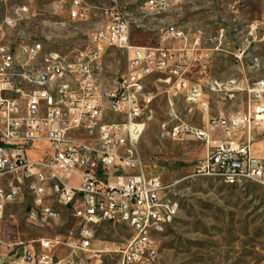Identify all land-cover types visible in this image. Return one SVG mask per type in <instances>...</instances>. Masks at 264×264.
<instances>
[{"label":"built area","instance_id":"2783aa9c","mask_svg":"<svg viewBox=\"0 0 264 264\" xmlns=\"http://www.w3.org/2000/svg\"><path fill=\"white\" fill-rule=\"evenodd\" d=\"M113 2L105 22L87 32L85 50L73 59L47 52L41 42L10 40L17 20L7 16L0 21V220L9 206L28 198L26 220L37 230L59 226L64 211L77 222L75 235L39 238L29 244L0 240V259L5 262L106 264L117 256L115 264H163L160 237L179 217L181 207L175 198L177 183L165 184L147 174L139 152L147 125L146 82L159 77L191 108L208 114L203 86L186 76L188 67L202 59L198 54L202 34L189 40L181 28L170 25L161 46H132L138 21L119 7L118 0ZM178 3L148 0L141 9L164 15ZM52 12L57 17L67 13L78 22L89 19L83 0L56 2ZM16 13L21 20L27 18V3ZM169 41L178 42L180 48L163 46ZM106 48L127 53V69L113 81L103 61ZM207 87L227 101L240 90L236 81H213ZM248 92L254 100L245 112L208 118L203 128L172 124L174 120L163 123V133L174 140L206 144L207 154L195 176L230 187H264V154L257 155L254 138L264 132V81ZM40 143L47 149L39 160L29 161L28 150ZM70 200H77L78 208H70ZM105 224L123 225L132 236L124 244L102 242L97 247V231ZM62 250L65 253L59 255Z\"/></svg>","mask_w":264,"mask_h":264},{"label":"rangeland","instance_id":"374dc122","mask_svg":"<svg viewBox=\"0 0 264 264\" xmlns=\"http://www.w3.org/2000/svg\"><path fill=\"white\" fill-rule=\"evenodd\" d=\"M70 0H0V21L7 16L17 25L9 39L25 43L41 42L45 50L58 51L73 59L87 46V32L106 20V10L114 7L113 0H83L89 19L78 22L67 13L55 16L52 6ZM148 0H118L122 10L131 12L138 23L133 27L131 45L159 47L170 25L184 31L189 40L202 34L199 63L188 67L187 78L203 86L208 96L209 113L191 108L183 96L165 86L154 76L146 82L149 103L146 109V129L139 142V152L147 174L160 177L165 184H175L181 212L175 222L160 237L163 264H264V187L249 184L230 187L223 182L195 176V168L207 154L204 142L174 140L165 135L162 125L184 122L203 128L208 118L227 117L243 111L248 99L254 100L249 88L264 81V0H179L173 11L164 15L143 12ZM27 3L29 13L21 20L16 11ZM58 23V24H56ZM163 46L179 49L178 42ZM103 61L107 77L113 81L127 69V53L106 48ZM236 81L239 92L232 102L221 94L209 92V82ZM239 92V93H238ZM217 140L219 138H216ZM256 149L264 152V136L255 141ZM45 144L28 150L29 161L42 157ZM76 183V180H73ZM28 198L24 203L11 205L0 220V240L5 244H29L39 238L55 235H75L77 222L68 212L61 224L52 229L37 230L26 220ZM131 232L123 225H102L96 234L95 245L124 244ZM39 252V246L34 244ZM2 252V250H1ZM8 252V251H6ZM64 254L62 250L58 254ZM22 256V250L19 257ZM119 257L109 258L106 264L117 263ZM10 264L0 259L2 264Z\"/></svg>","mask_w":264,"mask_h":264},{"label":"crops","instance_id":"0c3cea01","mask_svg":"<svg viewBox=\"0 0 264 264\" xmlns=\"http://www.w3.org/2000/svg\"><path fill=\"white\" fill-rule=\"evenodd\" d=\"M72 0H70V2H71ZM170 49V48H169ZM173 50H175V49H173ZM238 88H239V86H238ZM240 90H239V92H241V91H243V90H245L244 88H239ZM238 92V93H239ZM236 98H237V96H236ZM250 101H252V99H248V102H247V105H248V103L250 102ZM230 102H232V101H230ZM247 105H246V107H245V109L243 110V111H239V112H245V110H246V108H247ZM238 113V112H237ZM232 114H234V113H232ZM264 136V132L262 133H259V134H256L255 136H254V138H255V141L257 140V139H259V138H261V137H263ZM255 150L257 151V155L258 156H263V154H264V152H261V151H259L258 149H256V144H255Z\"/></svg>","mask_w":264,"mask_h":264},{"label":"bare ground","instance_id":"6f19581e","mask_svg":"<svg viewBox=\"0 0 264 264\" xmlns=\"http://www.w3.org/2000/svg\"><path fill=\"white\" fill-rule=\"evenodd\" d=\"M70 208H78V201L70 200Z\"/></svg>","mask_w":264,"mask_h":264}]
</instances>
